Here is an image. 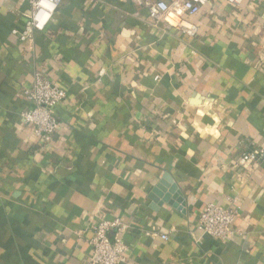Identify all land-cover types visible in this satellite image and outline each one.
I'll return each mask as SVG.
<instances>
[{
    "label": "crops",
    "instance_id": "1",
    "mask_svg": "<svg viewBox=\"0 0 264 264\" xmlns=\"http://www.w3.org/2000/svg\"><path fill=\"white\" fill-rule=\"evenodd\" d=\"M29 17L0 0V264H91L102 222L124 264H264V162H237L264 148V0H209L194 37L130 1L62 0L21 41ZM35 71L67 93L47 144ZM209 204L238 211L230 240L198 230Z\"/></svg>",
    "mask_w": 264,
    "mask_h": 264
},
{
    "label": "built area",
    "instance_id": "2",
    "mask_svg": "<svg viewBox=\"0 0 264 264\" xmlns=\"http://www.w3.org/2000/svg\"><path fill=\"white\" fill-rule=\"evenodd\" d=\"M130 1L135 6L145 9L154 25L164 24L171 29H178L194 37L198 32L196 24L190 19L196 17L209 0H117ZM245 0H228L229 4L240 7ZM62 0H29L30 17L25 29L13 31L21 41L31 39L37 32H43L49 26ZM47 4L48 7H44ZM47 17V19H44ZM43 20V23L41 22ZM264 47V45H263ZM264 51V50H263ZM260 67L264 68V56L260 57ZM26 99L30 108L22 112V120L34 127L36 135L43 143H50L59 127L54 108L64 102L67 93L64 89L54 86L46 76L35 71L33 84L26 91ZM240 166L251 163L264 162V148H257L238 158ZM238 211L236 209H222L209 204L200 214L198 230L211 237L228 241L234 235ZM119 222H102L91 228L90 243L94 255L91 264H124L127 261L128 247L117 236L114 243L107 238V232L116 227ZM121 230V229H119ZM164 240L168 237L163 236Z\"/></svg>",
    "mask_w": 264,
    "mask_h": 264
},
{
    "label": "clouds",
    "instance_id": "3",
    "mask_svg": "<svg viewBox=\"0 0 264 264\" xmlns=\"http://www.w3.org/2000/svg\"><path fill=\"white\" fill-rule=\"evenodd\" d=\"M44 7H48V5L45 4ZM44 19H47V17H44ZM41 22L43 23V20Z\"/></svg>",
    "mask_w": 264,
    "mask_h": 264
},
{
    "label": "water",
    "instance_id": "4",
    "mask_svg": "<svg viewBox=\"0 0 264 264\" xmlns=\"http://www.w3.org/2000/svg\"><path fill=\"white\" fill-rule=\"evenodd\" d=\"M167 179H168V178H167ZM173 189H174V191H175L176 187H175V188H173ZM174 191H173V192H174Z\"/></svg>",
    "mask_w": 264,
    "mask_h": 264
}]
</instances>
